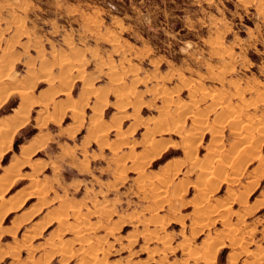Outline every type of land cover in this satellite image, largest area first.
Segmentation results:
<instances>
[{
    "label": "rangeland",
    "instance_id": "obj_1",
    "mask_svg": "<svg viewBox=\"0 0 264 264\" xmlns=\"http://www.w3.org/2000/svg\"><path fill=\"white\" fill-rule=\"evenodd\" d=\"M162 2L0 0V264H264V0Z\"/></svg>",
    "mask_w": 264,
    "mask_h": 264
},
{
    "label": "bare ground",
    "instance_id": "obj_2",
    "mask_svg": "<svg viewBox=\"0 0 264 264\" xmlns=\"http://www.w3.org/2000/svg\"><path fill=\"white\" fill-rule=\"evenodd\" d=\"M34 39H35V37H33ZM37 38V37H36ZM225 51V50H224ZM218 52V51H217ZM71 62V61H70ZM75 64V63H74ZM68 66H74V65H72L71 63H70V65H69V63H68ZM71 67V68H72ZM75 67V66H74ZM73 67V68H74ZM69 68V67H68ZM77 68H78V66H77ZM81 68V67H80ZM77 70V69H76ZM77 72V71H76ZM47 73V72H46ZM4 74V73H3ZM1 76V75H0ZM4 76V75H3ZM66 78V77H65ZM5 79V78H4ZM59 79V78H58ZM80 80V79H79ZM0 81H1V79H0ZM7 89V88H6ZM12 89H13V87H12ZM15 90V89H14ZM18 90H22V89H18ZM26 90V89H25ZM1 91V90H0ZM23 91V90H22ZM5 92H7V91H5ZM62 93H64V90L62 91ZM2 94H3V92H2ZM22 94H24V96H28L27 95V93L26 92H22ZM22 94H20V95H22ZM5 95V94H4ZM129 95V94H128ZM0 96H1V92H0ZM6 97H7V95H6ZM216 96H214V98H215ZM220 97V96H219ZM3 98V97H2ZM5 98V97H4ZM28 98H30V96L28 97ZM126 98V97H125ZM216 99V98H215ZM27 100V99H26ZM27 102H29V101H27ZM26 102V103H27ZM216 102V101H215ZM2 103V99H0V104ZM33 103V102H32ZM225 103V102H224ZM25 104V103H24ZM222 105V104H221ZM224 105H227L226 103L224 104ZM230 106V105H229ZM72 107V106H71ZM70 107V109H72ZM104 107V106H103ZM76 109H77V107H76ZM28 106L25 104V105H22V106H20V109L16 112V114H17V116H16V122H15V124L14 125H12L11 127H8V126H5L4 125V120L3 121H0V158H2L3 157V155L8 151V148L9 147H11L12 146V139H13V136H14V133H16V130L17 129H19L22 125H23V123L25 122V120L27 119V115H28ZM230 111V110H229ZM76 112V111H75ZM79 112V111H78ZM222 113V112H221ZM224 113V112H223ZM231 113H232V111H231ZM234 113V112H233ZM227 115H228V112L226 113ZM229 114H230V112H229ZM196 116V115H195ZM200 116V115H199ZM203 116V115H202ZM232 117V120L234 121V119H235V117L233 116V114H230L229 115V117ZM224 117H226V116H224ZM228 117V116H227ZM196 118V117H195ZM237 122V121H236ZM161 123V122H160ZM193 123H195V124H193L194 125V128H193V130L194 131H197V128H199V130L200 129H202V127H200V125H202L203 124V120L202 119H198V120H196L195 122H193ZM216 123V122H215ZM220 123V122H219ZM233 123V122H232ZM9 124V123H8ZM11 124H12V122H11ZM175 124V123H174ZM179 124V123H178ZM10 126V125H9ZM206 126V125H205ZM212 127V126H211ZM239 127V126H238ZM207 129V128H206ZM205 129V130H206ZM175 130V129H174ZM203 130V129H202ZM218 130V129H217ZM245 130V129H244ZM250 130V129H249ZM170 131V130H169ZM177 131V130H176ZM246 131V130H245ZM164 133V132H163ZM192 133V132H191ZM190 133V134H191ZM199 133V132H198ZM167 134V133H166ZM193 134V133H192ZM202 134V133H201ZM191 136V135H190ZM198 137H199V135H198ZM193 141V142H192ZM192 141H190L191 142V144H189L187 147H189V148H194V147H192V145L193 144H195L196 145V143H198V142H196L195 140H192ZM210 142H211V140H210ZM243 144V143H242ZM241 144V145H242ZM191 146V147H190ZM220 147V146H219ZM4 148V149H3ZM237 148V147H236ZM3 149V150H2ZM216 149H218V148H216ZM1 150H2V152H1ZM190 150V149H189ZM207 150V149H206ZM206 150H205V152H206ZM219 150V152H220V149H218ZM240 150V149H239ZM215 150L213 149V147H209L208 148V152H207V154L208 153H212V155H213V157L215 156L216 157V155H215V153L217 152V151H215ZM213 152H214V154H213ZM244 152V151H243ZM218 153V152H217ZM226 153H227V151H226ZM189 154V153H188ZM194 154V153H193ZM193 154L191 155V156H193ZM206 154V155H207ZM228 154V153H227ZM240 154V153H239ZM242 154V153H241ZM156 155H157V153H156ZM225 155V154H224ZM243 155V154H242ZM251 155H252V153H251ZM195 156V155H194ZM218 156V155H217ZM222 158L224 157V156H222V155H220ZM230 156V155H229ZM239 156V155H238ZM248 156H250V155H248ZM214 157V158H215ZM231 157V156H230ZM240 157V156H239ZM193 158V157H192ZM206 158V157H205ZM210 158H212V156H210ZM214 158H212V159H214ZM218 158V157H217ZM238 158V157H237ZM190 159V158H189ZM202 159V158H201ZM212 159H208V160H212ZM219 159H221V158H218V159H215V160H217V162H218V160ZM205 161L204 163L205 164H202V166H201V169H202V171H203V174H204V178L206 179V178H208V180H211L212 181V170L214 169V171H215V169H217L216 168V166H214L213 168H212V161ZM239 160V159H238ZM214 161V160H213ZM221 161H222V159H221ZM220 160H219V162H221ZM198 162V161H197ZM216 162V163H217ZM223 162V161H222ZM221 162V163H222ZM236 163V162H235ZM194 164V163H193ZM199 164H201L200 162H199ZM225 164H226V162H225ZM198 164L196 163V165L195 166H197ZM193 166V167H192ZM191 167L192 168H195L194 167V165H192ZM166 167V166H165ZM225 167H227V166H224V168ZM220 168H222V165L220 166ZM220 168H219V171H218V173L219 174H221V172H220ZM223 168V170H225L226 171V169H224ZM191 170H193L194 171V169H191ZM201 171V170H200ZM213 171V174H216V172H214ZM218 174V176H220ZM18 175V174H17ZM217 175V174H216ZM213 176V179L214 178H217L218 176ZM198 176H200V175H198ZM207 179L205 180V181H208ZM202 181H204V180H202ZM2 183V182H1ZM198 183V182H197ZM208 183V182H207ZM211 184V182L209 183V185ZM1 185V184H0ZM199 185H201V184H199ZM207 185V184H206ZM201 187H203L202 185H201ZM199 191H200V189H199ZM209 194V193H208ZM205 198V197H204ZM202 201V200H201ZM200 203V202H199ZM198 203V204H199ZM204 206V205H203ZM224 206V205H223ZM227 206V205H226ZM202 208V206H199V208ZM228 207V206H227ZM227 207H226V209H227ZM198 208V209H199ZM197 209V210H198ZM203 209V208H202ZM219 209V208H218ZM221 209H222V207H221ZM225 209V210H226ZM200 211V210H199ZM217 211V210H216ZM205 212H206V210H205ZM218 212V211H217ZM221 212V211H220ZM200 213V212H199ZM201 214H204V213H201ZM207 215V214H206ZM215 216V215H214ZM208 217V216H207ZM210 218V216L208 217V219ZM213 219V218H212ZM211 219V220H212ZM222 219V218H221ZM202 220V219H201ZM219 220H220V218H219ZM199 222H200V217H199V220H198ZM197 221V222H198ZM214 221V220H213ZM206 224V222L204 223V224H202V225H205ZM196 226L198 225V224H195ZM200 225V224H199ZM198 225V226H199ZM211 225V224H210ZM203 228V227H202ZM202 228H200V231H202L201 229ZM217 240V239H216ZM205 242V241H204ZM207 242V241H206ZM218 242V241H217ZM220 242V241H219ZM218 246H222V242L221 243H218V244H212V241H209V242H207L206 243V249H205V252H204V254L202 253V254H196L197 256H196V258L199 260V259H202L203 257H206V256H209L210 258H207L208 260L209 259H212V252L214 251V249H216ZM219 248V247H218ZM194 258V257H193ZM96 260V259H95ZM206 260V259H205ZM197 261V260H196ZM207 261V260H206ZM210 261V260H209Z\"/></svg>",
    "mask_w": 264,
    "mask_h": 264
},
{
    "label": "crops",
    "instance_id": "obj_3",
    "mask_svg": "<svg viewBox=\"0 0 264 264\" xmlns=\"http://www.w3.org/2000/svg\"><path fill=\"white\" fill-rule=\"evenodd\" d=\"M140 0H125V2H127L128 3V5H129V7L131 6V4L132 3H138ZM156 2H158V4L161 6V7H163V2H162V0H155ZM170 26H171V30H173V31H177L179 28H178V24H175L174 22H172L171 24H170ZM145 28H147V30H149V33H150V35L151 34H153V31H152V28H150V27H148V26H146ZM152 31V32H151ZM8 152V151H7ZM22 155V154H21ZM21 157V161H15V162H11L10 164H9V166L11 165V164H15V166H13V168L11 169V170H13V169H16L17 171H18V173H19V176H13V177H15V179H26V178H28L30 181H29V184L31 185H36V178L34 177V174L32 175V174H28V173H25V171L23 172V169H24V164H25V166H36V161H32V160H30V158L29 157H27V156H25V155H22V156H20ZM19 162H22V164H18ZM16 164L18 165L17 166V168H16ZM6 168H8V167H6ZM5 173H7V169L6 170H4V173L3 174H5ZM2 174V175H3ZM12 175H13V173H11ZM31 185V186H32ZM33 187V186H32ZM31 187V189H29V191H28V197H30V196H36V195H39L40 194V191H39V189H37V187L36 188H32ZM26 196V197H27ZM27 197V198H28ZM27 198H25V199H27Z\"/></svg>",
    "mask_w": 264,
    "mask_h": 264
}]
</instances>
